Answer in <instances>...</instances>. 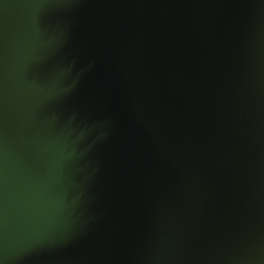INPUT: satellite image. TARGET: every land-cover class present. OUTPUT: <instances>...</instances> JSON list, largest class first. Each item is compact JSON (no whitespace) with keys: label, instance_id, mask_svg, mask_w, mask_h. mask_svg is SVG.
I'll list each match as a JSON object with an SVG mask.
<instances>
[{"label":"water","instance_id":"obj_1","mask_svg":"<svg viewBox=\"0 0 264 264\" xmlns=\"http://www.w3.org/2000/svg\"><path fill=\"white\" fill-rule=\"evenodd\" d=\"M0 264H264V0H0Z\"/></svg>","mask_w":264,"mask_h":264}]
</instances>
